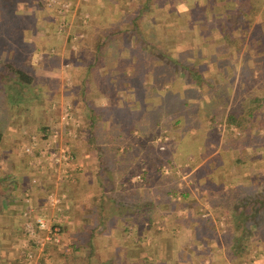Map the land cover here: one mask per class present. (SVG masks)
<instances>
[{
    "label": "crops",
    "instance_id": "obj_1",
    "mask_svg": "<svg viewBox=\"0 0 264 264\" xmlns=\"http://www.w3.org/2000/svg\"><path fill=\"white\" fill-rule=\"evenodd\" d=\"M35 3L36 0H18L17 11L20 9L19 5L24 4H27L25 5L28 9L27 11H32V9L36 8ZM184 3L191 6L196 5L198 8H204L206 5L210 6V4H213L214 11L222 12L223 6L231 5L232 1L91 0L90 6L86 7V10L83 14L81 13V15L84 16L82 20L85 24L84 27L87 29V27L91 26L92 15L95 13L98 14L103 12V15L101 14L100 17H104V14L109 15L114 13L113 17L109 18L106 25L110 27L116 26L115 30L122 29V31H124L126 25L132 26V23H130L128 19L133 15H125L130 7L132 9V7L137 5L140 8H145L142 12L143 17L137 20L139 21V26H141L138 31L141 44L140 48L143 49V52L147 50L148 53L152 51L151 49H155V54H153L155 55V59L162 60L163 57L168 55L162 51H157L158 49L154 46V44H158V48L161 46L163 48L166 47L165 41L163 42L159 38V35H161L160 37L162 39H177L180 37L172 43L175 49L174 53L178 57L185 56L188 63H183L181 61L183 60L182 58L171 61L178 64L179 72L176 77L173 76L170 78V83L171 85H176L174 89L176 93L180 92L181 88L192 86L194 90L198 91L199 95H201L198 100L196 99L198 102L195 109L196 111L192 113L187 111L186 113H196L195 115L200 118H203V116L213 118L215 116L213 114V111L216 109L215 104H222L225 110H227L230 105L234 103L237 104L236 101L230 104L231 99L227 101V93L220 91L219 88L228 87V82L231 80L230 77L235 76L234 79L236 80L234 71L238 67L240 55L245 48L242 47L238 54L231 55L230 51H233L234 54L233 48H228L225 45L221 33L216 26V20L223 17L211 12H208V14L202 13L194 15V13H190L189 10L186 9ZM180 5L184 6L183 10L178 9ZM137 13L139 14V12ZM192 15H194V17ZM227 18L229 19V16ZM163 19L168 22H163ZM86 20H88V22ZM254 20L250 25L256 30L254 35L248 34L245 29L240 30V32L237 30L234 31L237 37H240L241 34L245 35H243L245 38L244 43L249 45V50L252 55H254L253 53H263V50L259 49V46L256 44L260 22H255ZM67 21H69L68 16ZM103 27L105 26L96 28L95 25L93 31L96 30V32H92L90 38H93L95 34L98 33V30L101 32ZM45 28L44 25V28H36L31 30L29 34L21 36L22 39L26 37L27 42L32 43V53L29 57L30 61L29 65H27L28 67H26L29 68V70H33L34 73L32 74L28 88L32 86L39 88V90L36 89L37 92L35 89L30 90L33 93L39 94L40 98L36 100L35 104L33 103V105L29 106L30 111L18 109L15 111V115L9 113L10 115L7 114L3 117H11L12 122H6L7 125L4 129V135L0 142V264H19L21 258L18 254L20 253L23 257V251H25L26 248L34 250L39 254L37 258L40 259L43 264H64V259L72 253L83 256L86 258L85 260L89 261L91 264H108L115 261H118V264H147L148 261H154V257H156V260H158L160 264L169 262L172 264L238 263V261L241 260L238 259V257H236L235 260H230L224 255V248L227 247L226 244L221 243L222 248L220 247L215 250L212 246L203 243V241L199 239L187 238L182 235L186 229H192L191 224H188L186 221V218H188L187 216L192 213V210L188 208H185V213L180 217V223L176 224L175 222L174 225L167 222L165 224L162 220L160 222L156 220V223L153 221L149 224L144 216H135L137 214L140 215V211L135 212L129 207H109L104 209L101 205L104 202L101 201L105 200V192L96 190L99 178L93 175V173L92 175L90 174V177L88 176L87 166L93 163L91 162L93 159L90 161L88 159L84 160L86 159L83 158L86 156L83 150L84 146L79 145L80 143H76L79 141L77 138L75 140L74 138L72 139L74 140L73 146H76L74 147V155L76 160L79 162L83 161L82 163H84V165L81 163L82 166L74 168L66 166L54 171L43 165L36 164L32 159L33 156H29L17 149L18 145L28 143L31 141V138L34 137V150L35 153H37L39 145L41 144V139H39L40 136L37 135L39 132L35 126H49L53 120L55 121L54 118L56 116V114L53 115L54 112L50 110V106H48V108L46 107V109L41 106L43 97H48L50 104L55 100L67 102L68 99H71L69 98L70 96H67L71 94L69 93L71 90L70 88L72 86L78 87L80 80V77H75V74L72 72L83 70V64L72 63L68 61V58L66 60V57L70 58V54H72L73 51L75 53L78 47L77 45H75V49L65 47V38L70 40L71 36L64 37L63 32H57L54 37L48 35ZM81 33L83 36L75 37L76 40L82 41L88 38V33ZM81 33H79V35H81ZM114 33H112V37L119 36L120 32L116 31ZM212 35H215L214 39L218 41L211 43L210 40ZM6 36L8 38H13L14 34L10 33ZM120 36L123 39L122 34ZM56 37L59 41L56 40ZM51 40L57 41L53 51H50L49 47H46L51 43ZM201 43H204V45H201ZM122 44L125 43L122 42ZM180 44H183V46L176 48ZM127 48L128 47L125 45L121 48L119 57H126L125 50ZM49 52L57 55L60 63L51 65V63H49V58L52 54ZM126 53L127 57L131 55L128 50H126ZM36 54H39L41 57L36 62H33L32 59ZM31 62L35 65L32 66ZM127 64L131 67L132 63L129 58ZM206 64L212 67L211 71L206 70V67H204ZM12 66L17 68L15 64H12ZM216 70L217 74L215 76L212 75L216 73ZM147 71L149 70H146V72ZM155 76L157 78V75ZM149 78H151V75H149ZM235 80L232 83V91L235 86ZM10 88L9 91L11 90L10 92H12V90H14L12 89L13 85H11ZM200 88H202V91L199 90ZM216 94L218 96H216ZM178 99V103L176 101V108L179 104L186 106L190 104L189 102L191 101L181 97ZM98 101L103 100L100 99ZM172 102L174 101L172 100ZM204 104L206 106H204ZM36 105L39 106V109L42 108L41 111L38 110V106ZM28 116H30V119H32L33 123L35 122L36 125H28ZM189 117L188 114L174 117L172 122L173 127L176 128L180 125L179 120L180 122H182V120L186 122L190 119ZM224 117L225 113L223 114V118ZM204 125L205 124L202 126ZM93 152L95 155V149ZM78 157L82 161H80ZM93 167L95 168V166ZM70 169L71 172L69 171ZM68 173H71V175L73 174L72 177H70ZM61 191L64 192L65 197L60 204V209L56 210L51 208L48 210L46 216V221L58 219L60 231L57 240L45 242L41 246V249H37L33 240L29 239L25 234L23 224L26 220H33L35 214L40 211L41 201L46 193ZM25 192L30 196L29 204L23 201ZM124 204H126V202ZM126 205L128 206V204ZM28 206L32 210H29L27 215H23V209L25 207L28 208ZM165 217L164 219H166ZM165 230L169 232L167 233L168 235H161V231ZM147 231L150 232L147 233ZM88 232L93 233L90 235ZM158 232H160V234L156 235ZM42 233L41 231L39 232L40 235ZM15 236L18 238V241L22 238L24 240L23 243H28L29 245L21 247L17 242H14ZM152 244L153 247L156 248L154 253L148 251ZM8 246H10V248L13 247L11 250L14 255L13 258H15H8L10 262L4 260L3 256H1V249H3V252L8 251L10 253ZM4 256L7 258V255ZM79 259V257L76 258V261H79ZM245 261L246 259L242 262L246 263ZM262 263V256L252 257L251 264Z\"/></svg>",
    "mask_w": 264,
    "mask_h": 264
},
{
    "label": "rangeland",
    "instance_id": "obj_2",
    "mask_svg": "<svg viewBox=\"0 0 264 264\" xmlns=\"http://www.w3.org/2000/svg\"><path fill=\"white\" fill-rule=\"evenodd\" d=\"M2 1H0V18L4 17V19H6L7 17H13L15 21L18 18L17 14H23L25 18L23 17L24 20H22V23L26 22V26H28L25 34L26 32L29 34L34 24L29 18L30 16L28 14H31V11H27L28 9L25 6L27 4L19 5L20 9L17 11L18 0H5L7 3H2ZM261 1L262 7L264 5V0ZM90 4L91 0H72L71 8L63 15V22L65 21L66 24L61 28V30H58L59 22L57 20L61 19L60 14L57 13L53 7L44 4L43 8L41 7V9H37L36 11L39 16L38 19H41L40 21L42 22L40 27L44 28L45 25L48 35H52L54 37L56 36L57 32H63L64 37L71 36L70 40L65 38L64 44L66 48L75 49V45L77 41H79L76 40L75 37L83 36L81 32L88 33V36L91 37L90 34L92 32H96V30L93 31V27H95V25L96 28H100L102 26L110 27L107 26L106 23L109 18L113 17L114 13L109 15L104 14V17H100L101 14L103 15V12L92 15L93 17L90 23L91 26L87 27V29L84 27L85 24L83 23V16L81 13L83 14V12L86 10V7L90 6ZM184 5L186 9L189 10L190 5L186 3H184ZM35 7H37L36 3ZM261 7H259V10L254 16L255 20H253L255 22H260V29L258 30L259 35L257 36L258 40L256 44L259 46V49L263 50V54L259 57L252 55L249 63L247 62L245 64L244 62L243 66L242 60H240L238 62V67L234 71L236 74V80L234 79L235 76L230 77L231 80L228 82V87L226 86V88H219L220 91L227 93V101L231 99L230 104H233V101H236L237 103L239 102V104H245L250 102L255 96L261 98L260 101L263 102V107L260 106L258 112L255 113V119L253 121L255 126H257L258 121L260 122V120H264V8L262 11ZM183 8V5L178 7L179 10H183ZM144 9L145 8H140L136 5L135 7H132V9L130 7V9L127 11V14L125 15H136V19L138 20V18L141 19L143 17L142 12ZM137 12H139V14ZM197 12L198 10H195L193 12L194 15L197 14ZM194 15L192 16L194 17ZM67 16L69 21H67ZM163 20V22L167 21L165 19ZM86 21L88 22V20ZM138 22L139 21H137V25L133 27L126 25L124 27V31H122V29H119L120 31L116 30L120 32L119 37L122 34L123 39H121V43H125L123 45L128 47L126 50H128L131 55L127 57L125 50L126 57L120 56L118 60H116V64L114 63L116 67L113 65L111 72L108 73V75L112 78L110 81L117 79L119 82L118 87L114 89L112 95L114 107H111V103H108L109 105H107V102L104 99H101L103 101H98L100 98H96L95 101H98L100 106L106 104L105 109L102 108V111L105 114H108L109 117L116 116L122 112H126V114L130 116V114L135 113L132 109L131 102L135 101L138 97L141 98V100L138 102L140 105L139 109L137 107L135 108L136 117H139V112H146V114L143 115L144 119L140 118L138 121V126H140L141 133L138 129L139 127H135L130 134L122 135L121 139L116 141V144L119 146L118 151H115L116 153L113 155L108 154L105 159L106 161H104L100 167L97 164V153L94 155L93 152L94 149L96 151L95 147H97L94 144V136L89 138L90 141L88 140V127L86 123L89 118V112L83 105V101L80 99L79 87L72 86L70 88L71 90L69 93L71 94L67 96H70L69 98L71 99H68L67 102H60L58 100L52 101L50 110L54 112L53 115L56 114L54 119L57 120L60 109L67 106L69 109H71L73 116L78 120L76 135L73 138L74 140L77 138L79 141L76 143H80L79 145L84 146L83 150L86 153V156L83 157L86 158L84 160L88 159L90 161L93 159L91 161L93 163L91 165L88 164L87 166L88 176L90 177V174L92 175L93 173V175L99 178V183L96 186V190L105 192V200L101 201L104 202L101 204L104 209L109 207H120V202L134 204L136 202L134 197H137V203H139V206H143V202L148 203V206H155L153 208L156 210L154 216L155 218L151 220V223L153 221L155 222L156 220H158L157 222L162 220L165 222V224L167 222L174 225L175 222L176 224L180 223V217H182V215L185 213V208H188L189 210H192V213L187 216L188 218H186V221L188 224H191L192 229H186L182 235L187 238L199 239L200 241H203V243H207L208 245L212 246L215 250L221 247V243H224L227 246L230 242L229 236L231 234H235L237 230V219H235L233 215H229L230 211L227 209V206L225 207L222 205L220 208L221 212L219 219H217L215 224L216 228L212 229L209 227L207 230H205V222H208L207 217L212 219L215 218L213 209H215L214 203L215 200L218 199V195L219 197L221 196V198H223L224 204L228 203L229 201L231 202L232 199L230 198L233 197L232 194L230 195V192L225 190L226 187L220 190L219 186L217 185L218 182L215 181L216 177L214 176L213 172L218 171L219 167L225 164V162H227L229 159L231 160L234 156H239L240 160L242 161H239L238 163L234 162L231 166H229L228 169L224 170L225 180H228L227 182L234 184L233 181L248 175L254 180L260 181V184L264 186V127L259 129L257 131L259 132V135L252 137L248 143L245 141L240 142L234 151L227 154V158L215 156L220 151L222 136L226 132H229L234 136H240L241 130L235 126L226 125L224 121L225 119L223 118V114L226 110L222 104H215L216 109L213 111V114L215 115L213 118H207L206 116L200 118L199 116L195 115L196 113L191 114L192 112L196 111L195 109L198 105L197 100L201 97L199 92L194 90V87L188 86L181 88V91L176 93V90H174L176 85H171L170 83V78L173 76L176 77L177 73L179 72L178 64L171 61H176L177 59L182 58L183 60L181 61L183 63H188V60L185 58V56L178 57L174 53L175 49L173 48L172 43L174 40H177L180 37L177 39H162L160 37L161 35H159V38L163 42L165 41L166 47L163 48L161 46L158 48V44H154V46L156 49H158L157 51H162L168 56L163 57L162 60H157L155 59V55H153L155 54V49H151L152 51L148 53L147 50L143 52V49L140 48L141 44L138 31L141 26H139ZM8 26L9 25H7V23L0 22V49H4L5 47L1 44L5 40L3 38L2 31H10ZM113 27L116 28V26ZM79 33H81V35H79ZM179 35L182 36L181 34ZM214 36L215 35L211 36V43L218 41L214 39ZM56 40H58L57 37ZM56 40H51V43H49L46 47L54 49V46L57 44ZM23 41L27 42L26 37L23 38ZM24 43H18L19 51L22 53L16 48L17 50L15 49L16 52H14V54L17 58L22 59V62H27L29 61V57L32 52L30 50L28 53H25V49L28 47L30 48L31 45L29 46L28 43ZM201 45H204V43H201ZM182 46L183 44H180L176 48H180ZM67 58L68 61H70L69 57H66V60ZM128 58L132 63L131 67H129L127 64ZM49 63H51V65L54 63L58 64L60 63V60L59 58L55 59L50 57ZM23 64L25 66L29 65L28 63ZM204 67H206L207 71H211L212 69V67L208 64L204 65ZM144 69L149 71L146 72ZM123 71L125 73V78L123 77L124 80L121 77V72ZM132 71L137 72L134 75L135 77L133 79L126 78V75L128 77ZM215 72L216 73H213L212 75L215 76L217 74V70ZM39 73L41 74L40 70ZM72 73L75 74V77H78L77 71H73ZM149 75H151V78H149ZM155 75H157V78ZM137 76L139 77L138 79H136ZM234 80L236 82L232 91V83ZM131 83L133 87L134 85L137 86V88L133 90L132 94L130 92L132 87L129 85ZM91 85L94 86V83ZM150 85L153 86V88H150ZM126 86H130L129 89ZM30 89L39 90V88L35 86H32ZM199 90L202 91V88ZM135 93L138 94L137 98ZM216 96L218 95L216 94ZM180 97L183 99H188V101L191 100L189 102L190 104H187L186 106L179 104L176 108V101L178 103V98ZM5 98L6 97L3 96V94H0V120H2L4 115V110L2 109L1 105L4 103ZM172 100L174 102H172ZM48 101H50L48 97H43L41 106L44 107ZM204 106L206 105L204 104ZM187 111H190L191 113H186ZM186 114L190 116V119H188L186 122L183 120L180 122L179 120L180 125L176 128L173 127L172 122L174 117L179 115L184 116ZM96 118L98 117L96 116L95 119ZM28 121V125H36V123H33V120L30 119V116H28ZM203 124L205 125L202 126ZM108 127L109 122L107 121L105 122L103 128L99 127L98 129L97 127H91L90 133H104V130H106ZM151 127H154V129H150ZM147 130H151V132H148ZM144 132H146V134H144ZM37 135L40 136L39 133ZM74 140H71L72 145ZM77 150L80 151L79 149ZM78 159L80 158L78 157ZM80 161L82 160L80 159ZM137 163L145 164L147 166V178L149 179L148 183H146L144 180L142 181L140 174L130 176L131 170L136 166ZM82 164L84 165V163ZM205 164L206 167L204 166ZM93 166H95V168ZM208 168H211L212 170L209 172ZM185 191H187V196L183 198L181 196V192ZM126 204H123L122 208L125 207ZM225 214L228 215L229 219L227 224L223 217ZM158 215L160 216L157 217ZM164 217L166 219H164ZM251 228L254 232L250 236L251 249L244 257L238 256V259L241 260L234 264H239V262L240 264H251L252 257L254 256H262V264H264V241L262 240L264 238V230L257 225L254 227L252 226ZM148 232L150 231H147V233ZM167 233L169 232L166 230L161 231V235H168ZM197 233H199V236ZM159 234L160 232L156 233V235ZM14 239V242H17V244H19L21 247L29 245L28 243H23L24 240L22 238L18 241V238L15 236ZM8 247L10 253L8 251L3 252V249H1V256H3L4 260H8L10 262V259L8 258L14 257L11 250L13 247ZM155 249L156 248L153 247L152 244L148 251L154 253ZM26 250H28V248H26ZM26 250L23 251L24 255ZM4 255H7V258ZM18 255L21 258V262H19V264H27V262H25L23 259L24 256L22 257L20 253ZM38 255L39 254L36 253V259ZM78 257L80 259L79 261H76V258ZM244 259H246V263L242 262ZM31 262L32 263L30 264H33V261ZM87 262L88 261L85 260L83 256H78L74 253H72L70 256H67L63 261L64 264H88ZM147 264L160 263L158 260H156V257H154V261H148ZM165 264L172 263L169 262Z\"/></svg>",
    "mask_w": 264,
    "mask_h": 264
},
{
    "label": "trees",
    "instance_id": "obj_3",
    "mask_svg": "<svg viewBox=\"0 0 264 264\" xmlns=\"http://www.w3.org/2000/svg\"><path fill=\"white\" fill-rule=\"evenodd\" d=\"M2 1V0H0ZM8 1V0H7ZM7 1H2V3H7ZM231 5H225L223 6L222 12H216L214 11V5L210 4V6L206 5L204 8H198L195 6L189 7V12L193 13L195 10H198L197 14H208V12L214 13L215 15H221L223 18L216 20V26L218 28V31L221 33V36L225 42V45L229 48L232 47L234 50L231 53V55L238 54L240 49L244 47L245 49L242 50V53L240 55V60H242V66L251 60L252 53L249 50V45H246L244 43L245 38L241 34L240 37H237V35L234 34V31L237 30L240 32V30L245 29L248 34L254 35V32L256 30L251 27V23L254 19L255 14L259 10V7H261L262 1L261 0H231ZM43 0H36V8L31 11V14H28L30 19L33 22V26L31 30H34L36 28H39L41 26V19H38V13L36 12L37 9H41V7H44ZM16 5V3H15ZM262 8V9H261ZM260 9L263 11L264 5ZM20 13V12H19ZM18 18L14 21L13 17H7L4 19V17L0 18V22L7 23L9 25L10 31L3 32V38L5 39L1 44L4 45V49H0V94H3L6 98L4 99V103L1 105L3 112V117L9 113L14 114L16 110H28L30 105H33V103H36V100L40 98L39 94L33 93L29 87V84L31 82L32 74L34 73L33 70H29L23 63H28L29 61L22 62V59H19L15 56L14 52L18 49L19 46L18 43H24L21 36L26 35L28 32L27 30L28 26H26V22L22 23L23 17L25 16L23 14H17ZM3 16V15H2ZM229 16V19L227 18ZM137 18L136 15H133L131 18L128 19L130 23L136 26L137 25ZM217 18V17H216ZM235 29V30H234ZM114 27H103L101 32L98 30V33L95 34L93 38H88L84 40H80L76 43L78 46V51L76 48V52L70 54V62L72 63H79L83 64V70H78L77 74L78 77H80L79 80V94L80 99L83 101V105L86 107V109L89 112V118L86 123L88 127V140L89 138L94 136V144L97 146L96 148V158H97V164L101 167L104 161H106V156L108 154H115V151H118L119 146L116 144V141L120 140L122 135L130 134L132 130L135 127H139L138 129H141L140 126H138V121L140 118L144 119V116L146 114L145 111L139 112L138 116L136 117L135 108L137 107L139 109V100L141 98L138 97V94L135 93L136 100L131 102L132 109L135 113L126 114V112H122L117 114L116 116L109 117L108 114H105L102 111V108L105 109L106 104H103L100 106L98 101H95L96 98L104 99L108 103H111V107L113 106L112 102V95L115 88L118 87L119 82L118 80L110 81L112 79L108 73L111 72V68H113V65L116 64V60L119 58V52L121 48L124 46L121 43V36H114L112 37V33L116 32ZM234 30V31H233ZM122 32V31H121ZM13 33V38H8L6 35ZM30 33V32H29ZM90 34V33H89ZM115 34V33H114ZM110 36V37H108ZM108 37V39H107ZM28 43L30 48L28 47L25 49V53L29 52L32 48L31 42H25ZM24 43V44H25ZM17 48V49H16ZM16 49V50H15ZM21 52V51H19ZM24 52V51H23ZM22 53V52H21ZM52 54V52H50ZM255 57H259L263 53H253ZM52 58H57V55L52 54ZM17 65V68H14L12 64ZM115 63V64H114ZM32 66L35 64L31 62ZM116 67V65H115ZM243 68V67H242ZM241 68V70H242ZM137 72H133L129 74V76L126 78L133 79ZM125 75L124 71L121 72V77L123 78ZM125 78V77H124ZM123 78V80H124ZM139 77L137 76L136 79ZM94 83V86L91 84ZM13 85L14 90L12 92L9 91L10 86ZM131 89V94L133 93V90L137 88V86H132V83L129 84ZM130 86H126L128 89ZM150 88H153V86L150 85ZM27 89V90H26ZM14 91V92H13ZM261 98L255 96L252 98V100L248 103L239 104H233L228 107V109L225 112V123L227 126H235L236 128L241 130L240 136L239 135H232L229 132H226L222 136L221 144H220V151L215 156L219 157H225L227 158V154L234 151L236 146L240 142H249L252 137H255L259 135V132H257L259 129L264 127V120L258 121L257 126L253 124V121L255 119V113L258 112V109L263 107V102L260 101ZM50 101L47 102V104L44 106L45 108L50 106ZM130 105V106H131ZM38 106V105H36ZM43 107V108H44ZM108 107V106H107ZM119 108V107H117ZM42 109V108H41ZM38 106V110L41 111ZM121 110V108H120ZM123 110V108H122ZM15 115V114H14ZM13 115V117H14ZM98 117L95 119V117ZM109 122V127L104 130V133H90L91 127H99L103 128L105 125V122ZM12 122L11 117L2 118L0 120V142L2 140V137L4 135V129L6 128L7 123ZM96 125V126H95ZM37 130L43 138L47 132H48V126L47 125H38L36 126ZM150 129H154V127H151ZM148 131V130H147ZM146 131V132H147ZM144 132V134H146ZM148 132H151L149 130ZM153 132V131H152ZM135 133V132H134ZM154 133V132H153ZM258 133V134H257ZM93 134V135H92ZM92 135V136H89ZM90 143V142H89ZM213 156V157H215ZM211 157V158H213ZM240 160L239 156H234L231 160L229 159L225 164L219 167L218 171H214V176L216 177V182H218V186L220 190L224 189L227 192H230V195L232 194L233 197L230 199L228 203L223 202V198L221 196L218 199L215 200L213 213H214V219L208 218V222H205L206 227L205 230H207L209 227L212 229H215V224L217 219H219L220 215V208L222 205L225 207L227 206V209L230 211L229 215H233L236 221V232L235 234H231L230 242L228 243L227 247L224 249V255L226 258L230 260H235L236 257H244L251 249V241L250 236L253 234L252 226H259L264 230V186L260 184V181L254 180L253 178L247 176L240 177L236 181H233L234 184L231 182H227L228 180H225V172L224 170L228 169L229 166H231L234 162L238 163ZM206 167V164L204 165ZM209 172L212 170L211 168H208ZM147 166L145 164H139L137 163L136 166L131 170L130 176H134L136 174H140L142 181L144 180L146 183H148L147 178ZM194 175V174H193ZM138 181V182H142ZM147 191V190H146ZM181 196L185 198L187 196V191L181 192ZM136 199V202L134 204H128L125 205V207H129L133 209L135 212L140 211V215H135L137 217L144 216L147 220V223H151V220L155 218V211L153 208L155 206H148V203L143 202V206H139V203H137V197H134ZM227 200V199H226ZM124 202H120V207L122 208V205ZM141 205V204H140ZM212 205V204H211ZM142 207V208H141ZM213 207V205H212ZM142 213L146 215H142ZM158 215L157 217H159ZM177 217V216H176ZM180 217V216H179ZM224 221L229 220L228 215L225 214ZM230 217V216H229ZM178 218V217H177ZM163 222V221H162ZM200 227V226H199ZM90 235H92L91 232H88ZM200 233V232H199ZM199 233L197 235L199 236ZM215 239V238H214ZM264 241V238L262 239ZM73 249V248H72ZM89 256V255H88ZM86 259V258H85ZM88 264L89 261L87 262ZM118 261L110 262L108 264H118ZM144 264V263H140Z\"/></svg>",
    "mask_w": 264,
    "mask_h": 264
},
{
    "label": "built area",
    "instance_id": "obj_4",
    "mask_svg": "<svg viewBox=\"0 0 264 264\" xmlns=\"http://www.w3.org/2000/svg\"><path fill=\"white\" fill-rule=\"evenodd\" d=\"M44 3L53 7L60 14L61 19L57 20L59 22L58 30H61L66 24L65 21L63 22V15L71 8L72 0H44ZM49 50L53 51V48H49ZM40 57L39 54H36L32 59L33 62H36ZM77 125L78 120L73 116L71 109L67 106L62 107L58 119L53 121L48 127L47 134L43 138H40L41 144L37 153L34 150V137L28 143L18 145L17 149L29 156H33L32 159L36 164L43 165L54 171L66 166L71 168L82 166L81 162L75 158L74 146L71 143V140L76 135ZM69 171L71 172V169ZM68 175L72 177L73 174L68 173ZM64 197L63 191L46 193L41 201L40 211L35 214L33 220H26L24 222V232L29 239L33 240L37 249H41V246L45 242L57 240L60 231L58 219L46 221V216L49 209H60V204ZM29 198V194L25 192L23 195L24 203L29 204ZM29 210H32L29 206L28 208L25 207L22 214L27 215ZM40 231L43 232L41 235L39 234ZM24 260L27 264L32 263L31 261L34 264H43L38 258L36 259V252L31 249L26 250Z\"/></svg>",
    "mask_w": 264,
    "mask_h": 264
}]
</instances>
